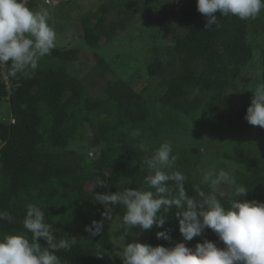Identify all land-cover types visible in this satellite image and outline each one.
I'll return each mask as SVG.
<instances>
[{"label": "trees", "instance_id": "obj_1", "mask_svg": "<svg viewBox=\"0 0 264 264\" xmlns=\"http://www.w3.org/2000/svg\"><path fill=\"white\" fill-rule=\"evenodd\" d=\"M26 3L33 9L38 1ZM149 6L155 38L163 28L172 26L177 31L170 43L153 42L148 49L145 74L156 83L154 101L147 87L125 79L107 81L100 95L89 94L83 81L69 71L71 64L81 61L80 49L75 47H55L41 58L31 78L11 77L10 64L0 65V104L6 103L10 112L0 122V212L14 218L11 223L0 221V232H23L26 205L38 204L56 236L76 239L70 249L56 253L64 264H122L104 214H119L123 206L105 208L95 193L120 191V185L143 186L146 154L140 143L153 149L165 140L172 145L175 170L187 177L189 195H195L193 185H199L205 192L215 191L228 207L235 187L243 185L248 193L237 199L264 202V142L227 140L215 145L211 141L231 133L235 138V131L249 125L245 115L250 91L244 92L247 100L240 106L223 101L237 82L245 81L242 75L252 63H257L256 81L264 83V52L256 60L248 39L250 19L217 12L218 25L205 28L206 17L198 12L196 0H108L81 18L85 44L97 48L101 40L112 41L136 18L144 17ZM111 13L116 19L106 23L105 16ZM91 55L96 64L89 85L94 87L106 68L98 54ZM136 130L139 136L133 135ZM202 131L207 146L215 145L220 168L231 164L229 177L234 184L214 188L196 176L200 146L186 144L180 137ZM258 135L263 139L264 129ZM87 141L102 145L97 159L89 160ZM98 177L105 180L104 187L97 184ZM83 205L104 206V211L85 210ZM176 211L167 214L163 228L153 225L148 230L144 244L171 247L184 242L194 249L197 242L208 239L224 247L211 229L184 241ZM93 221H103V230L96 236L85 230ZM159 231H167L171 240L158 239Z\"/></svg>", "mask_w": 264, "mask_h": 264}, {"label": "clouds", "instance_id": "obj_2", "mask_svg": "<svg viewBox=\"0 0 264 264\" xmlns=\"http://www.w3.org/2000/svg\"><path fill=\"white\" fill-rule=\"evenodd\" d=\"M196 6L206 17L205 28H211L218 25L217 12L223 17L255 19L264 10V0H196ZM49 21L50 12L46 8L32 9L26 0H0V65L10 64L8 75L31 78L41 58L51 54L57 33ZM249 91L252 99L245 120L264 128V83ZM133 135L139 136L140 131ZM138 147L146 154L143 186L95 193L96 201L105 208L123 206L121 224L125 231L134 226L143 230L153 225L163 228L167 214L177 209L175 216L184 241L211 229L224 247L208 239L197 242L194 249L184 242L171 247L130 242L122 249V264H264V202L237 199L248 193L243 185L235 187L228 207L220 202L215 191L205 192L199 185H193L195 195H189L185 188L187 177L175 170L177 156L168 141L154 149L145 143ZM222 183L234 184V181L220 171L212 184L215 188ZM97 184L104 187L106 182L98 177ZM43 209L35 203L27 204L22 220L24 231L0 232V264H64L56 253L70 249L76 239L56 236L52 225L46 222ZM104 216L111 219L106 213ZM13 219L9 213L0 212V221L11 223ZM85 230L96 236L103 230V221H93ZM156 236L171 240L167 231H159Z\"/></svg>", "mask_w": 264, "mask_h": 264}, {"label": "rangeland", "instance_id": "obj_3", "mask_svg": "<svg viewBox=\"0 0 264 264\" xmlns=\"http://www.w3.org/2000/svg\"><path fill=\"white\" fill-rule=\"evenodd\" d=\"M38 3L33 9L46 8L50 12V21L57 33L56 47H75L80 49V62L71 64L69 71L74 76H77L83 81L84 86L89 94L100 95L105 87L107 81L116 79H125L129 84H140L147 87L149 91V99L153 100L158 96L156 90V83L154 80L147 78L145 74L146 56L149 55L148 49L153 42L158 44L170 43L175 38L177 31L174 27L170 26L163 28L159 33V37L155 38L153 35L152 22V6L146 10V15L142 18H136L130 27L119 32V34L110 42L101 40L97 48L88 47L83 40V29L81 18L88 12H94L101 4L107 3L108 0H67L65 2L53 3L51 0H37ZM109 12V11H108ZM110 13V12H109ZM116 14L111 13L105 16L106 23L115 20ZM249 43L254 49L256 60L258 55L264 52V10L255 18L249 21ZM155 40V41H154ZM93 53L98 54L104 61L106 68L103 72V78H98L94 87L89 85L92 79V71L95 67V61L92 58ZM257 63H252L243 73L245 81H239L235 84L234 89L225 97L223 103L228 105L240 106L247 100L244 92L249 89H254L259 83L256 81L258 71ZM103 69V68H102ZM102 74V72H101ZM10 115L9 106L6 103L0 104V122L8 119ZM264 129L259 126L246 125L238 131L227 134L225 138L211 140L215 145H220L224 141H231L234 144L243 143L246 139L255 142H264L258 135ZM179 137V136H178ZM190 145H199L202 152V158L197 166L196 176L199 177L203 183H212L213 179L220 171H224L228 176L231 174V164H226V167L221 169L218 153H215L213 147L207 146L208 138L204 136V131L190 135L185 134L183 138ZM175 140V142H177ZM87 153L90 157L89 160L97 159L102 147L100 144H93L87 141ZM80 144V143H79ZM83 144V142H81ZM74 148L75 145H71ZM219 153H221L217 149ZM225 184V183H223ZM125 185L118 186V190L123 191ZM85 210L94 211L97 208L98 212L104 211V206L83 205ZM108 213V212H107ZM123 215L122 212L116 215H110L108 220L110 228V237L115 252L120 253L124 244L130 242L144 243L148 235V230H143L139 226H134L130 231H125L124 226L121 224Z\"/></svg>", "mask_w": 264, "mask_h": 264}]
</instances>
